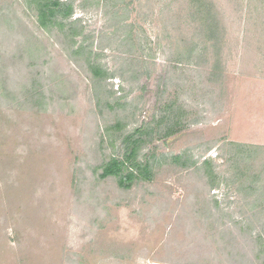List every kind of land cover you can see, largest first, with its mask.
<instances>
[{
  "label": "rangeland",
  "instance_id": "rangeland-1",
  "mask_svg": "<svg viewBox=\"0 0 264 264\" xmlns=\"http://www.w3.org/2000/svg\"><path fill=\"white\" fill-rule=\"evenodd\" d=\"M69 1L108 78L0 0V264H264V0ZM167 104L154 179L102 178Z\"/></svg>",
  "mask_w": 264,
  "mask_h": 264
},
{
  "label": "trees",
  "instance_id": "trees-1",
  "mask_svg": "<svg viewBox=\"0 0 264 264\" xmlns=\"http://www.w3.org/2000/svg\"><path fill=\"white\" fill-rule=\"evenodd\" d=\"M33 3L37 9L38 23L41 27L47 29L57 28L65 42H70L69 47L72 49V55H87L86 64L94 77L101 79L109 77L108 71L104 70L97 61L93 60L94 51L90 45H86L83 40L76 47L78 43L76 38L83 35L85 31L79 19H72L75 12L72 1L33 0ZM172 105H166V111L155 127H152L150 124L140 125L123 137L122 156H112L110 160L102 165V178L114 177L118 185L124 189H130L137 182L154 179L155 162L151 161L150 157L143 150L153 141V136L159 132L158 130L161 131V138L175 133L176 128L181 123L183 113L180 115L174 113L171 110ZM120 125L121 121L117 122L116 127ZM173 160L184 168L194 165L193 161H184L182 154L173 156ZM209 163L210 160L205 161V164ZM262 188H264V185H262ZM261 254L262 252L259 254V257H261Z\"/></svg>",
  "mask_w": 264,
  "mask_h": 264
}]
</instances>
